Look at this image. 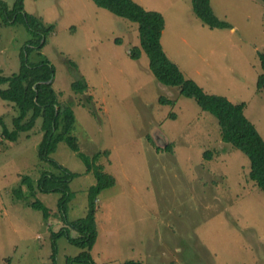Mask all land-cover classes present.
<instances>
[{"label": "rangeland", "instance_id": "374dc122", "mask_svg": "<svg viewBox=\"0 0 264 264\" xmlns=\"http://www.w3.org/2000/svg\"><path fill=\"white\" fill-rule=\"evenodd\" d=\"M8 7L14 0H2ZM163 16L160 43L185 77L210 94L244 102V115L264 140V93L256 89L264 72V7L260 0H209L214 15L230 28L210 29L194 15L191 0H133ZM26 13L54 29L28 60L45 56L54 66L52 86L75 116L72 134L79 151L102 157L114 185L97 197V236L90 250L95 264H264V193L247 178L248 158L221 141L216 119L177 87L160 84L148 70L137 24L98 7L91 0H23ZM30 38L23 23L0 18V71L16 73ZM25 53V52H24ZM71 60L75 66L67 61ZM83 77L87 89L71 82ZM91 100L86 103V97ZM174 104H161L159 97ZM86 103L87 106L82 105ZM15 106L0 98V116L11 127ZM174 114L171 117L170 114ZM39 121V120H37ZM1 131V126H0ZM42 132L21 133L0 144V264H84L66 224L85 215L91 173L64 141L53 159L76 173L73 198L58 207L60 193L37 192L51 213L18 202L11 190L23 175L36 179ZM148 137L153 144L148 142ZM171 144L172 152L163 147ZM155 145L162 148L156 151ZM211 152L205 159L203 153ZM64 216V217H61Z\"/></svg>", "mask_w": 264, "mask_h": 264}, {"label": "trees", "instance_id": "16d2710c", "mask_svg": "<svg viewBox=\"0 0 264 264\" xmlns=\"http://www.w3.org/2000/svg\"><path fill=\"white\" fill-rule=\"evenodd\" d=\"M95 5L112 14L125 18L137 24L139 46L129 50L132 59L139 58L143 51L148 58V70L162 85L177 87L180 95L193 99L199 108L211 114L217 122L222 142L230 144L241 151L249 160L247 178L264 193V140L255 126L244 115V102H231L226 97L210 94L203 90L193 79L184 76L177 64L171 61L160 43L164 27L161 13L144 9L133 0H91ZM264 7V0H260ZM194 15L201 23L210 29L230 28V23L218 19L210 6L209 0H191ZM0 18L5 25L23 23L27 26L30 38L20 53V66L16 73L5 76L0 71V98L15 106L16 113L11 119V127L6 126L0 116V144L16 142L21 133L31 130L42 132L41 141L37 148V156L41 170L36 179L23 175L17 187L11 190L12 196L18 202L39 210L44 219L51 211L37 197V192L60 193L58 207L65 214L68 202L73 198L69 191V182L76 173L70 172L57 163L52 153L59 142L66 145L82 160L85 173H91L95 182L87 188V205L85 215L69 221L66 224L79 232L78 237L68 240L81 249L74 259L84 264H95L90 254L96 236L95 214L97 211V197L99 193L115 183L112 174L104 170L102 157H108V149L99 150L88 156L79 151L77 138L72 134L75 116L69 102H61L52 86L55 69L45 56L35 62L28 60L30 50L37 52L45 44L46 36L53 31L52 23L46 24L41 17L26 13L23 0H14L8 7L0 0ZM25 52V53H24ZM261 67L264 69V52H259ZM71 66L75 63L67 61ZM70 89L75 93H83L87 83L83 77L71 82ZM256 89L264 93V72L257 76ZM86 97V103L91 100ZM161 104H174L172 99L159 97ZM86 103L82 105L87 106ZM174 117V114H170ZM39 120V121H37ZM148 142L153 141L148 137ZM171 144L163 147L164 151L172 152ZM157 152L162 150L155 145ZM205 159L211 158V152L203 153ZM61 217H64L61 215ZM120 264H142L137 260H124Z\"/></svg>", "mask_w": 264, "mask_h": 264}]
</instances>
